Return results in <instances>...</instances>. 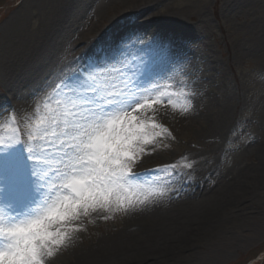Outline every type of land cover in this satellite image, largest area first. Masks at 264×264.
I'll return each mask as SVG.
<instances>
[{
    "label": "rangeland",
    "instance_id": "obj_1",
    "mask_svg": "<svg viewBox=\"0 0 264 264\" xmlns=\"http://www.w3.org/2000/svg\"><path fill=\"white\" fill-rule=\"evenodd\" d=\"M58 23H64L59 45L32 78L33 86L9 87L11 77L30 67L31 57L56 33ZM132 23L149 25L123 34L122 26ZM118 42L129 66L149 56L160 65L157 45H165L192 74L191 79L163 81L162 103L138 113L142 122H156L167 131L155 136L161 129L149 127L154 142L135 145L144 151L134 156L131 172L142 175L133 179L157 186L165 195L140 205L135 196L142 199L143 194H132L131 206L124 201L128 211L115 204L90 207L86 213L81 208L74 218L53 225L66 239L48 245L56 254L45 257V264H71L83 255L85 261L100 258L90 264H264V176L252 190L225 196L264 164L259 152L264 145V0H0V140H27L47 115L43 90L97 61ZM149 43L151 49L145 47ZM189 101L191 110L182 114ZM50 164V171L63 170L58 161ZM158 169L167 171L154 175ZM223 196L227 200L216 223L200 226L201 217L213 204L221 206ZM38 211L36 203H17L5 209L4 223L16 213L26 219ZM144 213H149L147 222L167 218L175 231L190 227L201 233L167 256L159 252L164 238L155 247L138 243L147 233L90 253Z\"/></svg>",
    "mask_w": 264,
    "mask_h": 264
},
{
    "label": "snow or ice",
    "instance_id": "obj_2",
    "mask_svg": "<svg viewBox=\"0 0 264 264\" xmlns=\"http://www.w3.org/2000/svg\"><path fill=\"white\" fill-rule=\"evenodd\" d=\"M145 47L151 49L153 44ZM157 48L160 65L149 56L129 66L124 49L116 43L97 61L50 91L43 90L47 115L27 140H0V239L4 241L0 264H45V257L56 254L48 245L59 246L66 239V233L53 230V225L74 218L81 208L85 213L90 207L119 208L125 200L131 206L136 193L143 194L135 200L144 205L151 197L165 195L163 189L133 179L142 175L131 172L134 156L144 151L135 145L154 142L149 127L161 129L155 136L167 131L156 122H142L138 113L162 103L163 81L177 76L191 79L192 74L187 64L176 62L169 47ZM189 94L195 92L190 89ZM191 107L189 101L182 114ZM53 160L63 170L50 171ZM17 203H36L40 211L26 219H18L22 214L16 213L5 224V209Z\"/></svg>",
    "mask_w": 264,
    "mask_h": 264
},
{
    "label": "bare ground",
    "instance_id": "obj_3",
    "mask_svg": "<svg viewBox=\"0 0 264 264\" xmlns=\"http://www.w3.org/2000/svg\"><path fill=\"white\" fill-rule=\"evenodd\" d=\"M62 21V20H61ZM60 21V22H61ZM149 24H141V25H137L132 23L131 25L126 26H122V33L126 34L128 32H130L131 30L135 29V28H139V29H143V28H147ZM151 25V24H150ZM156 25V24H155ZM62 27H64V23L60 24L58 23L57 25V29L54 28V30H56V33L53 35V33H51V35H49L40 45L39 49H37V53L36 55H34L33 57H31L32 59L34 58V60L30 63V67L28 69L25 68V70L23 71V73L18 77L15 75L13 77H11V79L8 81L9 82V87H13V88H20L23 89L28 85H32V78H34V76L40 71L41 66L44 65V63L46 62L45 59L48 57V59H50V54L51 51H53L54 49H56V47L59 45V31L62 29ZM58 30V31H57ZM123 30H127V31H123ZM89 49V48H88ZM46 54V57L43 58V56ZM30 58V59H31ZM41 58V59H40ZM31 59V60H32ZM48 64V61H47ZM33 86V85H32ZM259 152L260 155L263 157L262 160L264 161V145H262L259 148ZM262 176H264V164L261 167H258L257 169L253 170L251 174H249V176H246L247 178L245 180H243V184H239V185H234L231 186L226 192L225 196L227 195V198L230 197H235L237 196V191H240L241 189L242 192L249 190V189H253L255 186L258 185V182L260 181L259 178L261 179ZM179 185L180 187H183L184 183L182 181H179ZM196 186V184H195ZM198 186L201 187V184L198 183ZM248 186V187H247ZM247 187V188H245ZM225 196H223V202L221 203V206H219L220 203H215L212 205L210 212L208 214H205L204 217H201L200 220H202L203 223L199 224L200 226L203 225H207V224H215L216 220L219 217V213H220V209L221 207L224 205V203L226 202L225 200H227L226 198H224ZM147 214L149 213H144L140 216H137L136 218L133 219V221H131V224L128 225V227L122 231L120 234L113 236V238H107L104 239L102 241V247L97 248V249H93L90 251L91 252H95V251H100V250H106L107 248H113L115 247L117 244H120L121 242L125 243L126 241H129L131 239H136V237H139L137 239H142L140 237H142L145 233H147L146 238L144 239V241L140 240L138 241V243L141 244H145L146 243H151L153 242V246L155 247L156 244L158 243L159 240H161L162 238H164L165 240H163L164 244H161L159 247V252H162V255H168L170 253H172V249H181V248H186L187 246H189L195 238V234L196 233H201L200 229H190V227L186 228L185 231H183V227H180L179 229H177V231H175V228L173 227H168V223H167V218H165L166 220H164L162 217H157L155 220V222H147ZM146 217V218H144ZM137 227L138 229L136 230L137 232L131 231L129 230L131 227ZM158 229V230H155ZM183 232V233H182ZM117 236H122V238H119ZM123 239V240H122ZM132 243H128V245H130ZM3 243H0V246H2ZM135 244H132L130 246H134ZM101 246V245H99ZM98 246V247H99ZM151 247V246H150ZM157 247V248H158ZM157 248L151 253H154ZM150 252V251H149ZM148 252V253H149ZM158 253V252H156ZM83 256H87V255H83ZM79 257L76 258V260H79L80 264L83 263H98L100 262V258L95 257L89 261H85V257ZM139 258V257H138ZM75 260V261H76ZM96 260V261H94ZM74 261V262H75ZM74 262H72L71 264H73ZM68 264V263H67Z\"/></svg>",
    "mask_w": 264,
    "mask_h": 264
}]
</instances>
